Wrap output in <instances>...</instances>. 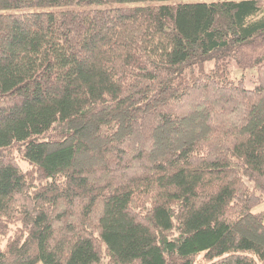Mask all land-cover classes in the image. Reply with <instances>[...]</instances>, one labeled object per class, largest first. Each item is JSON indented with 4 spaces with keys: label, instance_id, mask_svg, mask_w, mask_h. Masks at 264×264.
I'll use <instances>...</instances> for the list:
<instances>
[{
    "label": "trees",
    "instance_id": "1",
    "mask_svg": "<svg viewBox=\"0 0 264 264\" xmlns=\"http://www.w3.org/2000/svg\"><path fill=\"white\" fill-rule=\"evenodd\" d=\"M263 203V0H0V264H264Z\"/></svg>",
    "mask_w": 264,
    "mask_h": 264
},
{
    "label": "crops",
    "instance_id": "2",
    "mask_svg": "<svg viewBox=\"0 0 264 264\" xmlns=\"http://www.w3.org/2000/svg\"><path fill=\"white\" fill-rule=\"evenodd\" d=\"M256 212H262V213H264V203L262 205L258 206V209H257Z\"/></svg>",
    "mask_w": 264,
    "mask_h": 264
},
{
    "label": "rangeland",
    "instance_id": "3",
    "mask_svg": "<svg viewBox=\"0 0 264 264\" xmlns=\"http://www.w3.org/2000/svg\"><path fill=\"white\" fill-rule=\"evenodd\" d=\"M264 1V0H263ZM235 76H237V77H239L240 76V74L239 73H236L235 74ZM257 209H258V207L257 208H255V210L254 211H257ZM4 245V242L1 244V246H3Z\"/></svg>",
    "mask_w": 264,
    "mask_h": 264
}]
</instances>
